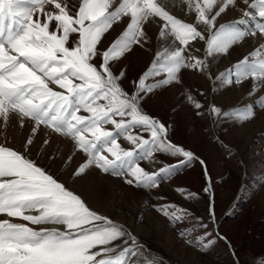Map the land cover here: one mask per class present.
<instances>
[{"label": "snow or ice", "instance_id": "1", "mask_svg": "<svg viewBox=\"0 0 264 264\" xmlns=\"http://www.w3.org/2000/svg\"><path fill=\"white\" fill-rule=\"evenodd\" d=\"M230 13L239 16L226 20ZM249 39L254 46L213 76ZM138 51L148 58L133 70L126 61ZM186 75L209 80L213 94L247 84L256 99L225 110ZM165 93L173 113L188 109L234 155L224 126L264 114V0H0V264H170L135 233L142 212L130 226L74 185L113 178L166 201L160 185L197 166L201 189L175 191L188 202L202 192L205 216L170 202L151 209L187 246L209 255L223 241L240 264L220 232L206 160L151 107Z\"/></svg>", "mask_w": 264, "mask_h": 264}, {"label": "rangeland", "instance_id": "2", "mask_svg": "<svg viewBox=\"0 0 264 264\" xmlns=\"http://www.w3.org/2000/svg\"><path fill=\"white\" fill-rule=\"evenodd\" d=\"M238 16V13H230L225 19H236ZM118 32L119 29L108 39L111 40ZM253 46L249 39L243 47L235 48L230 56L222 58L212 69L213 76L230 68ZM147 58V53L138 51L126 63L133 70H138L144 66ZM185 83L190 84L194 92L196 89L205 92L212 103L225 110L245 106L256 99L246 96L247 84L213 94V84L203 77L195 76L190 79L186 75ZM204 103L207 104L208 101ZM174 104L173 95L165 93L157 97L151 107L154 111H159L166 120L174 122L177 141L185 143L206 160L215 193V211L220 232L231 241L240 264H257L258 260L264 259V114H258L255 120L242 128H233L227 124L224 126L226 130L221 132V136L234 153L228 157L204 134V121L194 118L186 108L173 113L171 109ZM124 146L127 147L126 144ZM143 166L148 171L161 167L160 164L147 163ZM203 182L198 166L183 171L172 181L160 185L158 194L166 197V201H159L146 192L122 186L120 181L113 178L89 176L74 187L99 211L114 214L130 226L134 224L137 214L142 212L143 223L135 227V233L170 264H228L231 257L226 254L223 241L219 242L215 253L202 255L187 246L176 235L175 230L169 227L168 221L151 209V205L170 202L190 209L198 216H205L207 198L202 192V199L188 202L175 191L177 187L199 191ZM146 200L148 210H145Z\"/></svg>", "mask_w": 264, "mask_h": 264}, {"label": "bare ground", "instance_id": "3", "mask_svg": "<svg viewBox=\"0 0 264 264\" xmlns=\"http://www.w3.org/2000/svg\"><path fill=\"white\" fill-rule=\"evenodd\" d=\"M138 57H139V55H138ZM190 179V178H189ZM189 181V180H188ZM185 252V250L183 249V253ZM231 261V260H230ZM230 261H227V263L228 264H230Z\"/></svg>", "mask_w": 264, "mask_h": 264}]
</instances>
